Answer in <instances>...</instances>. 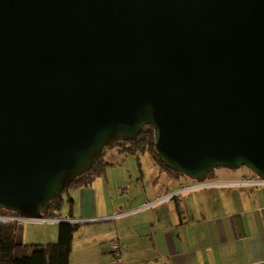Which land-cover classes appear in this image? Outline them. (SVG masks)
Instances as JSON below:
<instances>
[{"label":"water","instance_id":"1","mask_svg":"<svg viewBox=\"0 0 264 264\" xmlns=\"http://www.w3.org/2000/svg\"><path fill=\"white\" fill-rule=\"evenodd\" d=\"M146 127L191 180H264V0H0V210L44 220Z\"/></svg>","mask_w":264,"mask_h":264},{"label":"crops","instance_id":"2","mask_svg":"<svg viewBox=\"0 0 264 264\" xmlns=\"http://www.w3.org/2000/svg\"><path fill=\"white\" fill-rule=\"evenodd\" d=\"M130 157L137 168L124 170ZM141 157L111 153L104 176L63 197L62 218L80 221L69 264H111L108 243L114 239L121 242L126 264H264V187L193 188L155 164L148 173ZM186 187L191 191L178 195ZM117 214L123 217L107 220ZM59 226L25 225L18 243H57Z\"/></svg>","mask_w":264,"mask_h":264},{"label":"trees","instance_id":"3","mask_svg":"<svg viewBox=\"0 0 264 264\" xmlns=\"http://www.w3.org/2000/svg\"><path fill=\"white\" fill-rule=\"evenodd\" d=\"M114 148H116L118 153H120L124 158L129 156L138 157L139 154L143 153L149 154L156 167H158L161 171L168 173L169 176L175 180V182L181 180V185L202 184L191 180L188 177L177 173L164 165V161L160 158L156 151L153 129L151 127H146L138 139L131 142L119 143L111 148H108L92 171L83 177L76 179L72 187H88L98 177L104 176L108 168L112 165L108 158H106V153L108 150ZM241 169L247 168L243 167ZM221 170L222 172L219 173H215L214 171L211 175H209L204 183L213 181L217 182L218 180L228 178H233L231 181L262 180L258 175L248 169L246 170L247 173L244 172L241 174H237L236 171L238 170ZM182 179H184L185 182H183ZM262 187L264 186L259 188ZM66 192L67 191H65L58 199L50 203L46 209H44L43 219L53 220L61 219L63 217L61 210L64 203L63 197ZM78 230V224L60 222L59 240L57 243H50L42 247L37 246L31 251L30 254H26V246L18 243L19 227L17 225H0V264H69L72 252V242Z\"/></svg>","mask_w":264,"mask_h":264},{"label":"built area","instance_id":"4","mask_svg":"<svg viewBox=\"0 0 264 264\" xmlns=\"http://www.w3.org/2000/svg\"><path fill=\"white\" fill-rule=\"evenodd\" d=\"M239 185L248 186L251 189H257L261 186H264V180H240V181H227V182H206L202 184L195 185L193 188H206V187H214V186H221V187H238ZM191 191V188L186 187L178 192V195L187 194ZM148 209L152 208V203H149L146 206ZM123 217V214H117L113 217L108 218L109 221L117 220L118 218ZM69 222L72 224H79L80 221H71L69 218L64 219H53V220H42L40 222ZM26 222H32V220H28L21 215L0 210V225H17L18 227L22 226ZM108 248L112 256L111 264H126L125 262V256L122 249V245L119 239H114L108 243Z\"/></svg>","mask_w":264,"mask_h":264},{"label":"rangeland","instance_id":"5","mask_svg":"<svg viewBox=\"0 0 264 264\" xmlns=\"http://www.w3.org/2000/svg\"><path fill=\"white\" fill-rule=\"evenodd\" d=\"M117 149L114 148V149H111V150H108L106 155L109 157V155H111V153H114L116 152ZM136 162L137 160L134 158V157H130L124 164V170H132V169H136L137 168V165H136ZM154 161L152 160L151 156L149 154H142V157H141V163H142V169L146 170L148 173H150V171H154L156 169V167L154 166ZM247 169H240L237 172V174H241V173H244ZM219 172H222L221 169H218V170H215V173H219ZM156 174L153 175V178H155ZM195 186V185H194ZM70 191H73L72 187L64 194V196H66L67 193H69ZM49 222V221H47ZM51 222V221H50ZM40 223H46V222H40V221H32V222H26L24 223L22 226L19 227V233L21 232L22 230V227L25 226V225H29V224H40ZM58 242V241H57ZM25 246V245H24ZM37 246H33L31 243H29V245L26 246V254H30L31 251L33 249H35Z\"/></svg>","mask_w":264,"mask_h":264}]
</instances>
